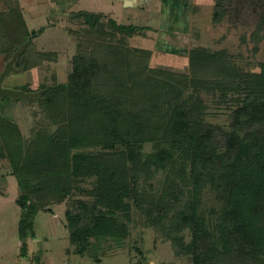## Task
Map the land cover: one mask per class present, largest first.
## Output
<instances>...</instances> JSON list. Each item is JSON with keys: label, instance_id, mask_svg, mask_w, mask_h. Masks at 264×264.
Returning <instances> with one entry per match:
<instances>
[{"label": "trees", "instance_id": "trees-1", "mask_svg": "<svg viewBox=\"0 0 264 264\" xmlns=\"http://www.w3.org/2000/svg\"><path fill=\"white\" fill-rule=\"evenodd\" d=\"M4 1L0 56L11 60L30 39L18 69L53 60L54 53L34 52L43 30L29 32L19 0ZM245 2L264 0H215L213 21ZM72 18L87 34L68 81L39 99L58 128L26 141L0 107V158L20 191L22 254L36 237V215L80 194L88 199H73L65 212L76 255L124 241L135 209L193 264H264V62L259 73L245 72L227 51L197 47L187 74L151 68V51L129 43L145 33L103 13ZM202 91L232 111L228 129L206 123Z\"/></svg>", "mask_w": 264, "mask_h": 264}, {"label": "rangeland", "instance_id": "rangeland-1", "mask_svg": "<svg viewBox=\"0 0 264 264\" xmlns=\"http://www.w3.org/2000/svg\"><path fill=\"white\" fill-rule=\"evenodd\" d=\"M113 1L70 0L59 6L57 0H19L21 14L29 32L43 30L42 34L32 40L34 52L54 53L55 56L53 60H47L27 71L19 69V72L6 80V85L27 93H39L44 88L68 81L73 57L87 34V27L72 18L78 11L103 13L106 20L145 33L132 37L129 43L151 51V68L187 74L190 70V52L199 47L210 51H227L233 62L245 72H260L259 65L264 62V3L258 5L245 2L247 4L244 7L234 3L230 8L232 10L219 23L213 21L215 0H211L209 6L199 7L201 9H195L194 6L190 32L182 35L167 30V27H164L166 30L161 29L157 16L132 15ZM235 9L240 12L236 14ZM5 10L6 3L0 0V12ZM260 26L263 27L261 30ZM160 32L166 35L167 41L186 48L184 55L160 50L161 46L155 47ZM200 96L207 108L206 123L228 129L232 111L225 104L219 103L218 97L212 93L202 91ZM39 99H18L13 102L0 98L4 117L19 127L26 141H30L39 130L53 132L58 128L57 124L52 123L50 113ZM221 137L218 135V140ZM145 149L151 151V145ZM163 176L158 175L156 180H161ZM19 196L20 191L10 164L0 158V264H193L189 256L179 255L171 241L147 224L146 218L135 209L128 222L129 236L120 244L107 241L93 247L87 256L74 254L65 212L73 199H88L80 194H74L63 203L52 204L36 215V237L29 240L25 256L21 252L22 243L19 238L22 219L21 209L16 204ZM212 200L210 192H206L205 211H210Z\"/></svg>", "mask_w": 264, "mask_h": 264}, {"label": "crops", "instance_id": "crops-1", "mask_svg": "<svg viewBox=\"0 0 264 264\" xmlns=\"http://www.w3.org/2000/svg\"><path fill=\"white\" fill-rule=\"evenodd\" d=\"M211 0H114L113 2L126 10L137 15L157 16L161 23V29L188 35L190 32V18L193 7L209 6ZM201 9V8H199ZM125 13V12H124ZM164 27H167L166 29ZM159 38L155 47L160 50L184 55L186 48L167 41L163 32L158 33Z\"/></svg>", "mask_w": 264, "mask_h": 264}, {"label": "water", "instance_id": "water-1", "mask_svg": "<svg viewBox=\"0 0 264 264\" xmlns=\"http://www.w3.org/2000/svg\"><path fill=\"white\" fill-rule=\"evenodd\" d=\"M30 39H28L14 54L12 59L7 63L4 72L0 75V98H10L13 102H16L18 99L26 100L29 98H42L43 94L47 89L40 91L39 93H27L21 90H13L10 88H4L2 86L4 80L12 73L16 72L14 64L17 62L18 57L24 51V48L28 45Z\"/></svg>", "mask_w": 264, "mask_h": 264}, {"label": "flooded vegetation", "instance_id": "flooded-vegetation-1", "mask_svg": "<svg viewBox=\"0 0 264 264\" xmlns=\"http://www.w3.org/2000/svg\"><path fill=\"white\" fill-rule=\"evenodd\" d=\"M0 59L2 60V67L0 68V75L4 72V70H5V67H6V65H7V63L8 62H6V57L4 56V55H1L0 56ZM8 61H10V60H8ZM17 63V62H16ZM16 63L14 64V68H15V71L16 72H12L5 80H4V82H3V84H2V86L4 87V88H10V89H13V90H19V89H16V88H12V87H10V86H8V85H6V80L9 78V77H11L12 75H14V73H17V72H19L20 70L16 67ZM19 70V71H18ZM1 99H4V98H1ZM10 99V98H9ZM10 100H12V99H10Z\"/></svg>", "mask_w": 264, "mask_h": 264}]
</instances>
